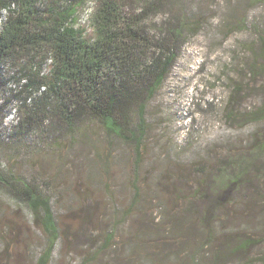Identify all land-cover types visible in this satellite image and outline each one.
<instances>
[{
    "label": "rangeland",
    "instance_id": "obj_1",
    "mask_svg": "<svg viewBox=\"0 0 264 264\" xmlns=\"http://www.w3.org/2000/svg\"><path fill=\"white\" fill-rule=\"evenodd\" d=\"M148 1L124 2L140 10ZM95 7L88 0L76 17L86 36ZM177 9L197 23L146 104L138 152L91 118L74 133L51 137L44 125L0 136V169L46 186L52 199L60 239L48 264H213L218 246L246 239L221 264H264V156L239 186L220 171L264 139V121L242 118L264 102V0H168L146 27L156 33ZM233 87L241 91L228 101ZM15 110V101L4 107L0 129ZM49 238L0 188V264H35Z\"/></svg>",
    "mask_w": 264,
    "mask_h": 264
},
{
    "label": "trees",
    "instance_id": "obj_2",
    "mask_svg": "<svg viewBox=\"0 0 264 264\" xmlns=\"http://www.w3.org/2000/svg\"><path fill=\"white\" fill-rule=\"evenodd\" d=\"M87 1L0 0V94L5 98L0 103V119L5 106L15 101L16 107L15 123L0 129L5 141L18 129L44 125L51 137L73 132L82 120L91 118L138 152L146 104L167 79L197 22L177 9L156 34L146 27L148 14L168 0H150L140 10L130 8L125 0H95L93 33L86 36L75 23ZM13 65H18L20 73L9 77L6 70ZM257 68L264 78V65ZM14 82L17 85L12 87ZM240 91L233 87L228 101ZM243 117L247 122L264 121V102L242 113ZM250 151L251 156L236 157L222 167L226 186H239L250 169L260 166L257 161L264 156V139ZM0 188L24 204L49 233L50 244L35 261L48 264L60 233L46 186L0 169ZM208 237L201 249L211 245L214 236ZM111 238L109 233L107 240ZM251 243L246 239L226 243L223 250L218 246L213 264L227 262L223 260Z\"/></svg>",
    "mask_w": 264,
    "mask_h": 264
}]
</instances>
